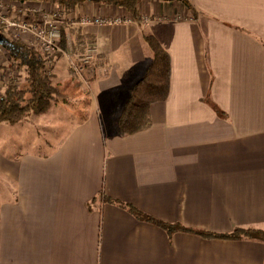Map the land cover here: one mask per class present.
<instances>
[{
	"label": "crops",
	"instance_id": "crops-1",
	"mask_svg": "<svg viewBox=\"0 0 264 264\" xmlns=\"http://www.w3.org/2000/svg\"><path fill=\"white\" fill-rule=\"evenodd\" d=\"M188 2L138 0V19L89 0L61 9L60 26L98 48L91 101L82 120L63 109L42 152L0 131V264H264V0ZM145 35L169 54V91L147 129L121 136L117 118L153 55ZM59 51L55 62L75 53ZM69 77L68 66L53 81ZM117 202L197 231L258 233L169 235Z\"/></svg>",
	"mask_w": 264,
	"mask_h": 264
},
{
	"label": "trees",
	"instance_id": "trees-1",
	"mask_svg": "<svg viewBox=\"0 0 264 264\" xmlns=\"http://www.w3.org/2000/svg\"><path fill=\"white\" fill-rule=\"evenodd\" d=\"M58 4L66 13L72 12L78 3L85 0H39ZM97 3L111 4L123 7L133 18L138 19V0H89ZM185 7L193 10L188 0H181ZM67 33L74 35L73 50L78 54L83 50V39L78 32L71 28L60 26V44L63 49L67 48ZM144 41L152 51V58L143 75L135 81L129 90V96L123 105L117 118V129L121 136L130 135L147 129L150 124V105L154 102L166 99L170 81V57L167 51L159 44L152 35H145ZM7 53L8 58L2 66L3 69H12V78L4 84H0V123L16 124L27 120L32 114L41 115L46 113L53 104H66L67 94L73 90L72 79L75 73L70 70V77L64 81H53L52 67L55 62L54 55L47 56L39 48L30 47L18 40H10L0 44ZM77 48V49H76ZM81 48V49H80ZM74 53V54H75ZM50 62V64H48ZM21 72V73H20ZM22 79V82L21 81ZM21 83V84H20ZM3 85V87H2ZM83 91L80 82L75 84ZM78 93V92H77ZM86 100L83 110H80L79 120L85 118L87 107L90 104V96ZM82 109V108H81ZM108 200V199H106ZM110 202H116L109 199ZM125 207L137 219L150 222L162 229L169 235L176 231L195 233L201 236L223 237L239 239L242 237H256L257 231L250 228H236L230 234H212L184 227L179 223H167L145 214L130 204L117 202Z\"/></svg>",
	"mask_w": 264,
	"mask_h": 264
},
{
	"label": "rangeland",
	"instance_id": "rangeland-1",
	"mask_svg": "<svg viewBox=\"0 0 264 264\" xmlns=\"http://www.w3.org/2000/svg\"><path fill=\"white\" fill-rule=\"evenodd\" d=\"M3 1V0H2ZM9 2H11L10 0H8ZM30 22V21H27ZM0 32L1 34L3 33L2 28L0 27ZM24 36V40L25 43L24 44H28L30 47H33V40L31 35H23ZM60 40L61 38H58V49L53 51L51 54L54 55V60L59 56L61 49H63L61 47L60 44ZM20 41V40H18ZM22 42V41H20ZM23 43V42H22ZM73 45L70 44L69 48H66L65 51L69 52V53H74L75 51L72 49ZM64 50V49H63ZM3 51H6V49L2 46L0 47V53H3ZM7 52V51H6ZM71 56L68 57V59L66 58V56H61L56 62H55V66L53 68V74L55 76H52V80H57V79H62V77L64 75H66L67 73V68L69 66L70 70H73L72 64H80V54H78L77 52L75 54H70ZM3 57V58H2ZM6 56H0V60H5ZM96 59H94V61L92 62V64L86 66V69H84V75H77L75 74V80L72 79L71 84H73V90L74 91H70L67 96H68V100L65 102H67L66 104H53L51 107L53 108L51 110V107L49 110H51L50 112H46V114L44 113L41 115H34L32 114L27 120H23L21 122H19L17 125H7L5 127V125H3V127H0V131L4 132V138L8 139V142H12L13 145L17 146V147H24L23 149H31V150H35V151H39L42 152L44 150L47 149V140L48 141H52L54 140V137L52 136L53 131L50 130V128H52L53 126L55 128H58L60 125H63L62 122H60L59 119H64V117H67V113L65 111H63V109L67 110L68 112H71L72 114H74V118H76L77 120H79L78 114L80 112V110H83V106L86 103V100H88V95L89 94L90 98V90L88 89V85L90 80L92 79V77L95 76L93 70V67L96 63ZM54 65V64H53ZM13 70H1L0 71V84H4L6 81H8L10 78H12V72ZM21 73V72H20ZM75 73V72H74ZM55 78V79H54ZM22 82V79L20 81ZM77 82H80V84L82 85L83 91H80L77 87H75V84ZM20 83V84H21ZM3 87V85H2ZM1 90L2 88L0 87V95H1ZM78 92V93H77ZM82 108V109H81ZM70 110V111H69ZM66 114V115H65ZM43 115V116H42ZM34 116V117H32ZM38 116V117H36ZM36 117V118H35ZM73 119V117H72ZM48 120H52V122H48ZM55 120V121H54ZM23 122H28L23 123ZM33 125V126H30Z\"/></svg>",
	"mask_w": 264,
	"mask_h": 264
},
{
	"label": "built area",
	"instance_id": "built-area-1",
	"mask_svg": "<svg viewBox=\"0 0 264 264\" xmlns=\"http://www.w3.org/2000/svg\"><path fill=\"white\" fill-rule=\"evenodd\" d=\"M21 2V4H18L13 1L0 0V27L3 30V33L1 34L0 32V34L7 41L20 40L23 43H25L23 35L30 34L33 46L39 48L47 56L51 55L53 51L58 49V38H60L59 26L63 18L62 10L56 8L49 12L48 10L36 7L28 8L23 4V1ZM15 8L18 14L20 13L21 15L19 17L7 18L10 13H15ZM83 21L86 22L88 19L84 18ZM113 21L120 23L125 20L118 17L114 18ZM95 22L103 24L107 20L105 18H96ZM26 45L29 46V43H26ZM97 52L98 48L95 44L84 43L82 53L80 54L81 63L78 65L72 64L75 74L84 75V69L96 59ZM5 63V60H0V71L4 70L2 66Z\"/></svg>",
	"mask_w": 264,
	"mask_h": 264
},
{
	"label": "water",
	"instance_id": "water-1",
	"mask_svg": "<svg viewBox=\"0 0 264 264\" xmlns=\"http://www.w3.org/2000/svg\"><path fill=\"white\" fill-rule=\"evenodd\" d=\"M162 1H170V0H162ZM7 42V40H5L4 38H3V36L0 34V44H2V43H6Z\"/></svg>",
	"mask_w": 264,
	"mask_h": 264
}]
</instances>
